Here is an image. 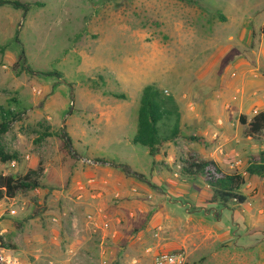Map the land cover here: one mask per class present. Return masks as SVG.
Instances as JSON below:
<instances>
[{
  "label": "rangeland",
  "instance_id": "374dc122",
  "mask_svg": "<svg viewBox=\"0 0 264 264\" xmlns=\"http://www.w3.org/2000/svg\"><path fill=\"white\" fill-rule=\"evenodd\" d=\"M5 1L10 4L0 5V113L10 108L18 118L0 138V147L16 155L18 164L0 161V174L33 171L44 188L0 202V235L8 245L0 249V264H64L58 259L60 249H51L44 240L57 230L62 214L58 190L68 187L78 158L106 160L115 171V164H128L145 175L132 177L135 181L162 195L167 173L177 177L176 164L200 158L192 144L207 154L234 151L245 159L264 150V135L250 138L238 123L244 115L241 107L247 106L249 116L264 108V91L243 97L242 90L220 87L215 100L226 94L232 104L228 113L212 110V97L207 104L203 99L200 111L221 119L224 129H215L210 141L193 134L174 140L176 160L162 162L156 173L161 188L149 175V149L132 144L142 92L149 85L173 99L183 81L197 79L211 65L214 74L220 72L218 78L232 72L237 77L239 69L231 62L240 57L251 64L252 78L264 81V0ZM22 52L25 61L16 65ZM63 129L71 138L69 149L61 137ZM45 133L53 136L43 137ZM233 162L228 157L225 163L230 167ZM246 181L242 192L250 197L249 204L241 209L232 203L229 208L236 212L224 210L221 222L212 219L233 230H238L233 222L240 224L246 235L240 233L241 244L224 237L207 241L203 251H168H184L187 264L213 262V252L219 249H225L220 257L225 259L235 246L252 254L245 257L258 256L264 249L259 236L263 230L258 206L253 209L250 202L264 208V177L248 176ZM145 200L152 202V195ZM151 209L152 215L158 207ZM154 258L147 264H154Z\"/></svg>",
  "mask_w": 264,
  "mask_h": 264
},
{
  "label": "crops",
  "instance_id": "0c3cea01",
  "mask_svg": "<svg viewBox=\"0 0 264 264\" xmlns=\"http://www.w3.org/2000/svg\"><path fill=\"white\" fill-rule=\"evenodd\" d=\"M240 58H235L231 62V67L239 69L237 77L234 72L229 77L225 74L219 78L216 77L220 72L214 74L212 65L208 67L212 63L209 61L204 64L208 68L199 74L197 79L190 78L181 83L179 87L183 88L176 92L174 97L183 112L180 121L181 133L178 138L163 142L158 153L152 157L149 175L154 185L159 188L164 185L156 178L159 165L162 162L171 164L176 160L177 151L174 140L193 134L210 141L215 129H218L217 131L224 129L219 125L220 122L224 126L221 119H212L200 111V103L203 99H208L206 104L211 100L209 104V106L212 105L211 109H219L224 115L231 109L232 104L226 94L221 100H215L220 96V91L217 93L215 91L217 87L224 91L237 88L238 91L242 90L243 97L250 94V91L255 94L264 91V81L259 78L254 80L251 64L243 59L244 57L242 60ZM207 97L212 99L209 100ZM240 110L250 122L254 115L249 116L247 106L241 107ZM260 112H264L263 107L259 108ZM238 123L240 127L246 128L240 123V119ZM192 146H195L194 149L200 156L198 160L213 161L226 173L237 171L245 176L246 180L248 161L260 153L245 159L240 154H234V151L220 156L219 153L207 154L204 148L195 144ZM228 157L234 158L233 165L230 167L225 163ZM78 159V164L68 181V187L58 190L57 206L62 214L58 219L57 230L50 238L47 237L46 241L44 240L51 249H60L58 259L64 264H76V261H82L83 264H105L106 262L108 264H147L148 258L155 257L159 251L170 252L168 250L184 248L191 253L198 252L207 241L215 238L225 237L230 241L238 240L241 244L240 224L233 222L232 225L236 223L235 226L238 228L233 230L230 224L228 227L225 225L220 227L212 222V219L221 222L223 211H231L229 206L232 203L229 202L227 206L222 207L219 203L213 202L212 191L203 180L182 174L179 167L182 161L176 164L179 171L174 174L177 176L175 179L172 176L168 177L170 173H167L164 181L167 191L158 195L152 193L146 185L126 176L120 168H118L119 171L112 170L111 163L83 157ZM131 170L137 173L132 168ZM146 195H152L153 201H146ZM248 202L249 199L245 204ZM250 204L254 205L253 209L258 206L257 215L261 217L262 225L260 230H263L260 231L259 236L261 241H264V208L256 203L250 202ZM152 207H158V210L151 215ZM232 212L236 211L232 210ZM251 214L253 215V212ZM243 226L247 228L246 224ZM250 233L253 234L254 230ZM234 248L236 250L225 253L227 257L221 258L222 260L221 252L225 249L214 251L212 257L214 261L207 264H264V249H261L258 256L248 258L245 256L252 254L238 251L237 249L240 248L237 246ZM227 258L228 262H226Z\"/></svg>",
  "mask_w": 264,
  "mask_h": 264
},
{
  "label": "trees",
  "instance_id": "16d2710c",
  "mask_svg": "<svg viewBox=\"0 0 264 264\" xmlns=\"http://www.w3.org/2000/svg\"><path fill=\"white\" fill-rule=\"evenodd\" d=\"M10 4L9 1L0 0V5ZM16 5H20L17 3ZM25 10L27 7L24 6ZM25 61L24 52L18 57L16 65ZM179 106L175 99L167 98L163 91L154 85H149L143 89L140 106L138 110L137 132L132 140V144L140 145L149 149L150 156L154 157L159 147L166 140H173L180 136ZM0 138L10 131L11 124L16 121L18 115L15 111L2 109L0 113ZM240 123L247 128V134L253 138L264 135V112L257 113L248 122L245 116L240 117ZM61 137L66 142L69 149L71 138L62 130ZM49 133L43 137H50ZM17 158L16 155H9L0 147V161L11 163ZM98 162H107L97 159ZM112 164V163H111ZM181 172L184 176L203 180L211 189L213 202L219 203L222 207L229 202L242 206L249 196L242 192L246 185V177L239 172L226 173L218 164L208 160H198L193 157L181 162ZM128 177H143L132 172L129 165L115 164ZM246 174L250 177H264V150L257 156L251 157L247 163ZM44 188L42 182L33 177V171L24 175H2L0 174V202L6 199H14L19 193L33 191ZM5 238L0 235V249L7 248Z\"/></svg>",
  "mask_w": 264,
  "mask_h": 264
},
{
  "label": "built area",
  "instance_id": "2783aa9c",
  "mask_svg": "<svg viewBox=\"0 0 264 264\" xmlns=\"http://www.w3.org/2000/svg\"><path fill=\"white\" fill-rule=\"evenodd\" d=\"M17 162L13 161L11 166H17ZM181 167V165L179 166ZM186 255L184 252H158L154 258V264H186Z\"/></svg>",
  "mask_w": 264,
  "mask_h": 264
}]
</instances>
